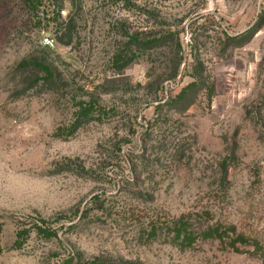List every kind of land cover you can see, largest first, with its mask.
I'll return each instance as SVG.
<instances>
[{
    "label": "rangeland",
    "instance_id": "obj_1",
    "mask_svg": "<svg viewBox=\"0 0 264 264\" xmlns=\"http://www.w3.org/2000/svg\"><path fill=\"white\" fill-rule=\"evenodd\" d=\"M207 206L264 232V0H0V264H264L161 232Z\"/></svg>",
    "mask_w": 264,
    "mask_h": 264
},
{
    "label": "trees",
    "instance_id": "obj_2",
    "mask_svg": "<svg viewBox=\"0 0 264 264\" xmlns=\"http://www.w3.org/2000/svg\"><path fill=\"white\" fill-rule=\"evenodd\" d=\"M32 7L38 8L39 5H41V0H26ZM69 25H72V28L74 27V24L71 22ZM171 36L174 33H170ZM178 36L177 38V48L178 50L182 49V43L180 41L179 35L180 32L178 31ZM252 33L250 35L246 34H239L237 36H229L228 38L230 39H235L238 40V43L240 45H243L249 39L252 37ZM167 34L163 35L160 38H157L155 40L158 44H161V42L165 43L167 41ZM154 40H142L141 38L138 37H133L131 38L130 43L133 44L136 49H146L150 48L154 43ZM132 52V51H131ZM135 54H133L134 56ZM132 57H128L127 60L118 68L119 73L120 70H122V67L125 68L127 67L133 60ZM171 64V76L172 78H175L179 71L180 67L183 61V56L179 54L177 51L173 57L170 60ZM21 67H31L34 71L37 73H42L45 76H52L53 71L51 70L50 66L43 62V61H26L21 64ZM200 75L195 73L193 75L194 80L188 83L186 86H184L181 91L176 95L174 98L173 102H178V101H184L181 105L182 111L187 110L194 102V96L197 90L202 89L205 87L201 80H200ZM48 80V78H47ZM97 103L96 101H93V103L88 104L87 106L89 107H84L82 116L87 117L92 112L96 111L94 110L95 108H100L99 106H96ZM98 110V109H97ZM101 111V109H100ZM92 116V115H91ZM90 116V117H91ZM183 152L181 151V154ZM227 173H228V165L227 163L222 164V181H224L227 178ZM211 213V208L204 207L200 208L199 210H194L191 212H188L186 215H181L174 223H169L167 222L166 229L162 227L161 231L162 233L166 230H172L173 232L176 233V236L178 238H182L183 242L182 244H189L191 245L197 238L196 237H204V238H213V239H219V241L224 242L231 246L235 251L241 250V246H246L248 247V251L251 253H262L264 254V232L261 233L258 232L259 234L255 235V233H248L246 231H238L237 226L235 224L231 223H226L220 219L212 220L208 219V216ZM43 225H37L36 228L43 237L50 238L51 235L55 233V229L52 228L51 226H44L46 222H42ZM155 230V231H154ZM153 233H156L155 228H153Z\"/></svg>",
    "mask_w": 264,
    "mask_h": 264
},
{
    "label": "built area",
    "instance_id": "obj_3",
    "mask_svg": "<svg viewBox=\"0 0 264 264\" xmlns=\"http://www.w3.org/2000/svg\"><path fill=\"white\" fill-rule=\"evenodd\" d=\"M49 39V38H48Z\"/></svg>",
    "mask_w": 264,
    "mask_h": 264
}]
</instances>
